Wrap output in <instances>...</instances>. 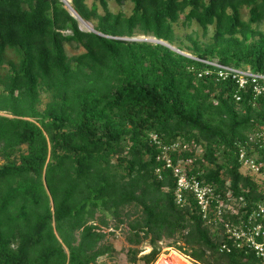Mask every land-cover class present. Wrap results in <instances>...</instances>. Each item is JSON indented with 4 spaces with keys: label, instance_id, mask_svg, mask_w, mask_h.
I'll list each match as a JSON object with an SVG mask.
<instances>
[{
    "label": "trees",
    "instance_id": "obj_1",
    "mask_svg": "<svg viewBox=\"0 0 264 264\" xmlns=\"http://www.w3.org/2000/svg\"><path fill=\"white\" fill-rule=\"evenodd\" d=\"M111 1L131 3V14L113 13ZM71 5L97 33L61 0H0V264H119L108 231L128 235L127 264H155L164 241L194 264H264L204 220L193 196L177 205L163 147L150 138L190 145L169 157L215 194L249 211L264 203V184L239 162L242 145L264 164L250 142L264 129V95L215 73L198 77L215 60L264 74V0ZM182 17L214 27L211 40L190 36L185 48L175 32ZM144 244L151 251L141 256Z\"/></svg>",
    "mask_w": 264,
    "mask_h": 264
},
{
    "label": "built area",
    "instance_id": "obj_2",
    "mask_svg": "<svg viewBox=\"0 0 264 264\" xmlns=\"http://www.w3.org/2000/svg\"><path fill=\"white\" fill-rule=\"evenodd\" d=\"M212 69H207L199 73L198 77L209 76L215 73L218 80H232L238 86V89H244L251 85L256 97L264 95V74H256L250 68H233L220 64L217 60L209 62L204 61ZM236 101H240V97L235 95ZM151 142L155 145L163 147L164 155L161 157L165 162L166 169L172 171V175L176 180L175 199L179 207H184L188 198L194 197L202 218L209 224H221L226 234L232 239L233 246L236 249L247 250L264 262V203H258L251 211L246 210V204L242 200L227 194L226 197L215 194L214 187L209 184H202L194 176L186 174L184 167L176 166L169 157V152L190 150V145L174 143L170 146H162L157 135H150ZM253 144L256 142L259 150L264 149V129L258 132L250 139ZM239 162L241 164V172L250 176H264L261 170L264 164L258 162L260 159L258 154L252 156L248 154L246 148L239 145ZM186 162V166L190 165ZM161 170L157 171L160 174ZM160 176V175H159ZM191 195V196H190ZM234 219V221H233ZM222 251L230 253L232 247L224 244Z\"/></svg>",
    "mask_w": 264,
    "mask_h": 264
},
{
    "label": "rangeland",
    "instance_id": "obj_3",
    "mask_svg": "<svg viewBox=\"0 0 264 264\" xmlns=\"http://www.w3.org/2000/svg\"><path fill=\"white\" fill-rule=\"evenodd\" d=\"M71 2V0H70ZM87 3L89 5H92L93 0H87ZM66 6V5H65ZM67 8V6H66ZM109 9L110 11H112L113 13H118V12H123L127 15H130L133 9V5L131 3H126L123 6H120L118 4H116L115 2L111 1L109 3ZM68 11L72 12L71 9L67 8ZM101 13H103V10H100ZM247 13V11H246ZM92 26V29H94V24L93 23H89ZM80 28L84 31H89V29L87 27H85L84 25L81 24V22H79ZM261 29L264 31V25L261 26ZM175 32L176 35L178 36L179 41L185 46V48L191 47L192 43L189 40V37L192 36L195 39H198L201 42H209L213 36L214 33V27H209L207 33L204 31V29L202 27H200L197 23H193L190 26H186L184 24V18L182 17V19L180 20L179 23H177L175 25ZM136 40H141V39H153L152 37H145L142 35H137V37L133 38ZM152 43H156L151 41ZM175 49H177L176 46H172ZM68 52L70 54H75L77 52H81V50H74L72 49L70 46H67ZM178 50V49H177ZM182 53L192 56L191 53L187 50L185 51H181ZM42 105H41V109L43 110L45 108V104L48 102V97L46 94L42 95ZM254 178L261 184H264V176H254ZM108 232H112V233H108V235L106 236L114 245V247L116 248L117 252H119L115 258V260L119 263V264H127L128 258H127V254L126 252L129 250L133 249V245L129 243L128 241V235L125 234L122 231H108ZM147 244H144L140 247L141 251H143V253L141 254V256L145 255L146 253L151 251V248L149 249V251H146L148 248L146 247ZM163 250H162V255L159 257V259L157 260V262L155 264H178V262L181 264H186L181 258H179V256L183 257L184 259H187L188 262L190 264H194V262H192L189 258L183 256L182 254H180L179 252H177L175 249L170 248L171 246V242L170 241H164L161 243ZM149 246V245H147ZM97 258V257H96ZM175 260H178V262H176ZM105 261V258H101L99 257L98 259H92L90 264H99L100 262ZM140 264H144L143 262H140Z\"/></svg>",
    "mask_w": 264,
    "mask_h": 264
},
{
    "label": "water",
    "instance_id": "obj_4",
    "mask_svg": "<svg viewBox=\"0 0 264 264\" xmlns=\"http://www.w3.org/2000/svg\"><path fill=\"white\" fill-rule=\"evenodd\" d=\"M61 1L66 5L65 0H61ZM71 10H72V12L69 11L70 14L80 22V19H82V18H81V17H80L75 11H74L73 8H72ZM88 32H94V33H97L94 29H89ZM132 40H133V41H148V42L153 41V42H156V43H159V44H163V45H165V46L171 48L172 50L177 51V52H179V53H181V54H183V55H185V56H189V55H186V54L182 53L180 50L175 49L174 47H172V46L169 45L168 43H166V42H164V41H159V40H157V39H155V38H153V39H141V40L132 39ZM178 264H180V263L178 262ZM181 264H182V263H181Z\"/></svg>",
    "mask_w": 264,
    "mask_h": 264
},
{
    "label": "bare ground",
    "instance_id": "obj_5",
    "mask_svg": "<svg viewBox=\"0 0 264 264\" xmlns=\"http://www.w3.org/2000/svg\"><path fill=\"white\" fill-rule=\"evenodd\" d=\"M65 3H66L67 8L72 9V5H71L70 0H65ZM80 22L82 25H84L88 29H92V26L88 22L84 21L83 19H80ZM146 247L148 248L146 251H149V249H150L149 246L146 245ZM179 258H181L186 264H190L187 259H184L181 256H179ZM175 261L178 262V260H175Z\"/></svg>",
    "mask_w": 264,
    "mask_h": 264
},
{
    "label": "clouds",
    "instance_id": "obj_6",
    "mask_svg": "<svg viewBox=\"0 0 264 264\" xmlns=\"http://www.w3.org/2000/svg\"><path fill=\"white\" fill-rule=\"evenodd\" d=\"M126 40H128V39H126ZM132 40V39H131ZM188 57H191V56H188ZM192 58V57H191Z\"/></svg>",
    "mask_w": 264,
    "mask_h": 264
}]
</instances>
